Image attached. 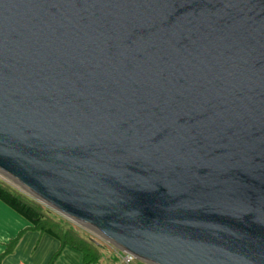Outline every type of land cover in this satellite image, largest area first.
Returning a JSON list of instances; mask_svg holds the SVG:
<instances>
[{"label": "water", "instance_id": "95a60500", "mask_svg": "<svg viewBox=\"0 0 264 264\" xmlns=\"http://www.w3.org/2000/svg\"><path fill=\"white\" fill-rule=\"evenodd\" d=\"M0 174L146 264H264V0H0Z\"/></svg>", "mask_w": 264, "mask_h": 264}, {"label": "trees", "instance_id": "16d2710c", "mask_svg": "<svg viewBox=\"0 0 264 264\" xmlns=\"http://www.w3.org/2000/svg\"><path fill=\"white\" fill-rule=\"evenodd\" d=\"M0 202L27 223L26 229L4 245V250L0 254V263L13 252L22 236L28 231L47 235L60 243L59 251L52 256L48 264H54L65 248L77 252L81 264L100 263L101 251L95 243L83 238L79 230H76L66 219L2 181H0Z\"/></svg>", "mask_w": 264, "mask_h": 264}, {"label": "crops", "instance_id": "0c3cea01", "mask_svg": "<svg viewBox=\"0 0 264 264\" xmlns=\"http://www.w3.org/2000/svg\"><path fill=\"white\" fill-rule=\"evenodd\" d=\"M2 215L8 216L2 223L0 222V254L4 250V245L12 240L20 231L27 228V223L18 221L17 227L13 221L15 216L8 211V208H0ZM10 217V218H9ZM2 218V217H1ZM8 220H11L9 222ZM19 228V229H18ZM60 249V243L37 232H26L13 252L6 256L0 264H48L54 254ZM54 264H81L80 255L70 249H63Z\"/></svg>", "mask_w": 264, "mask_h": 264}, {"label": "rangeland", "instance_id": "374dc122", "mask_svg": "<svg viewBox=\"0 0 264 264\" xmlns=\"http://www.w3.org/2000/svg\"><path fill=\"white\" fill-rule=\"evenodd\" d=\"M0 181L4 182L5 184L9 185L10 187L18 190L19 192H21L22 194L28 196L24 191L21 190V188L19 186H17L12 180L8 179L7 177L3 176L2 174H0ZM30 197V196H28ZM31 198V197H30ZM33 199V198H32ZM36 201V200H35ZM37 202V201H36ZM39 203V202H38ZM41 204V203H39ZM42 206H44L43 204H41ZM7 208L6 206H4L1 202H0V208ZM46 207V206H44ZM48 208V207H46ZM49 210H51L50 208H48ZM53 211V210H51ZM11 214H13V216H15L16 220L13 221V224L15 227H17V223L18 221L22 222V224H26V222L20 218L18 215H16L14 212L12 211H8ZM54 212V211H53ZM56 213V212H54ZM57 214V213H56ZM59 215V214H57ZM60 216V215H59ZM2 217V218H1ZM62 217V216H60ZM4 218V221L6 220V218H8V216L6 215H2V211H0V222L2 223V220ZM10 218V217H9ZM64 218V217H62ZM66 219V218H64ZM76 230H79V233L83 236V238H85L86 240H89L93 243H95L99 250L101 251V260L99 264H146L140 260H136V259H132V261L127 262L128 260L126 259V254H124L123 252H121L120 250H118L116 247L112 246L111 244H109L108 242H106L99 234H97L95 231H93L90 228L87 227H83L80 226L79 224L66 219ZM9 222H11V220H8ZM19 229V228H18Z\"/></svg>", "mask_w": 264, "mask_h": 264}, {"label": "built area", "instance_id": "2783aa9c", "mask_svg": "<svg viewBox=\"0 0 264 264\" xmlns=\"http://www.w3.org/2000/svg\"><path fill=\"white\" fill-rule=\"evenodd\" d=\"M126 259L128 260L127 262H130V261H132V257H130V256H126Z\"/></svg>", "mask_w": 264, "mask_h": 264}]
</instances>
